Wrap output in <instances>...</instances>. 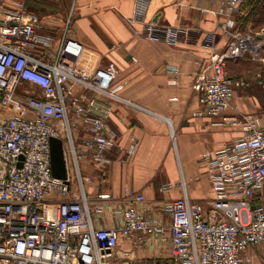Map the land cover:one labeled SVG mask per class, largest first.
I'll return each mask as SVG.
<instances>
[{
  "label": "built area",
  "instance_id": "1",
  "mask_svg": "<svg viewBox=\"0 0 264 264\" xmlns=\"http://www.w3.org/2000/svg\"><path fill=\"white\" fill-rule=\"evenodd\" d=\"M28 1L0 0V264H118L114 258L122 239L141 233L164 240L168 229L173 264H264V120L233 104L244 82L226 68L228 59L248 55L264 66V28L235 30V13L258 0H218L219 12L228 16L223 29L229 39L224 51L200 63L195 74L200 102L195 113L241 130L234 140L201 154L213 198L203 202L185 193L166 202L168 225L130 204L120 208L122 222L114 227L95 226L104 205L87 196L81 162L105 171L107 154L118 144L103 100L112 94L118 68L110 63L81 70L83 44L66 26L56 45L58 32L46 29L44 16ZM142 33L174 45L191 38L194 29L144 22ZM80 124L87 135L77 140ZM51 137L64 142L67 179L52 173ZM137 146L132 142L127 155ZM172 186L167 182L162 189Z\"/></svg>",
  "mask_w": 264,
  "mask_h": 264
},
{
  "label": "crops",
  "instance_id": "2",
  "mask_svg": "<svg viewBox=\"0 0 264 264\" xmlns=\"http://www.w3.org/2000/svg\"><path fill=\"white\" fill-rule=\"evenodd\" d=\"M221 8L218 0H73L65 19L61 11L43 15L46 29L58 32L56 45L70 18L68 34L83 44L77 63L81 70L92 72L110 63L118 68L112 94L103 95L111 109L108 125L117 133L118 144L107 154L110 162L105 171L91 161L81 162L87 196L92 203L104 205L103 212L96 214L95 226H118L120 208L130 204L168 225L170 217L162 210L166 202L185 193L203 202L213 198L201 154L241 134L240 128L218 126L216 118L195 113L200 102L193 83L200 63L223 52L229 39L223 29L228 16L219 12ZM144 22L191 26L194 33L171 45L146 37ZM233 104L264 120V107L255 95L237 89ZM83 135L87 133L80 124L74 136L80 140ZM134 141L138 146L130 157L126 149ZM167 182L173 186L165 191L162 186ZM139 193L144 200L135 198ZM100 194L109 197L102 199ZM164 235L163 240L157 234L138 233L134 240L122 239L117 248L125 254L155 258L154 264H173L170 230Z\"/></svg>",
  "mask_w": 264,
  "mask_h": 264
},
{
  "label": "rangeland",
  "instance_id": "3",
  "mask_svg": "<svg viewBox=\"0 0 264 264\" xmlns=\"http://www.w3.org/2000/svg\"><path fill=\"white\" fill-rule=\"evenodd\" d=\"M45 3L46 2H44V4ZM72 3L73 0L49 1L46 4L49 9L46 10L43 8L42 12L50 14L61 11V14L64 15L65 19V16H68L71 12ZM65 25L71 29V20ZM238 26L242 32H253L264 28V0H258L253 5H251V3L242 5L240 7V13L235 15V30ZM226 68L230 75L232 74L235 76L236 80L244 82V84L237 87V89H241V91H245L249 95H255L260 106L264 107V66L262 61L259 59L252 61L243 60L242 58L235 60L228 59L226 61ZM258 74H260L261 77H259ZM76 182V177L73 176L72 185L75 186ZM154 259L155 258L151 257H138V255L133 253L125 254L118 248L116 249V255L114 258L118 264H154V262L156 263V260L154 261ZM160 264H162V262ZM163 264H168V261H163ZM255 264L260 263L256 261Z\"/></svg>",
  "mask_w": 264,
  "mask_h": 264
},
{
  "label": "water",
  "instance_id": "4",
  "mask_svg": "<svg viewBox=\"0 0 264 264\" xmlns=\"http://www.w3.org/2000/svg\"><path fill=\"white\" fill-rule=\"evenodd\" d=\"M248 57H251L248 55ZM51 167L52 173L55 177L61 179H67L68 177V167L65 158L64 142L62 138L51 137Z\"/></svg>",
  "mask_w": 264,
  "mask_h": 264
},
{
  "label": "trees",
  "instance_id": "5",
  "mask_svg": "<svg viewBox=\"0 0 264 264\" xmlns=\"http://www.w3.org/2000/svg\"><path fill=\"white\" fill-rule=\"evenodd\" d=\"M46 4H47V2L44 4V1H40V2L35 1V0H29L28 1L29 8H31L34 11H36L41 16H43L45 14L44 12H42L43 8H45L46 10L49 9Z\"/></svg>",
  "mask_w": 264,
  "mask_h": 264
}]
</instances>
